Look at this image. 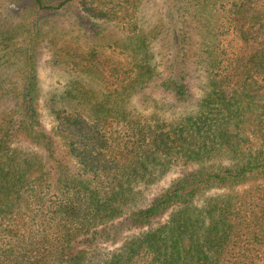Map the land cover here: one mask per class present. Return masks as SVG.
<instances>
[{"label":"trees","instance_id":"obj_1","mask_svg":"<svg viewBox=\"0 0 264 264\" xmlns=\"http://www.w3.org/2000/svg\"><path fill=\"white\" fill-rule=\"evenodd\" d=\"M167 1L147 25L141 0H13L0 264H264V0ZM45 40L67 75L50 128Z\"/></svg>","mask_w":264,"mask_h":264},{"label":"rangeland","instance_id":"obj_2","mask_svg":"<svg viewBox=\"0 0 264 264\" xmlns=\"http://www.w3.org/2000/svg\"><path fill=\"white\" fill-rule=\"evenodd\" d=\"M167 2H168L167 0H141L142 5L140 7L142 9L141 11L142 21L147 23L148 25L155 22H160L161 20H167L164 15ZM23 4L24 3H21L20 5L18 3L14 4L13 0H0V28L5 26H10L9 29H13V27L17 26V24L19 23V18L16 16L17 14H19L17 11L20 9L21 6H23ZM72 9L73 10H71L69 14L62 15L61 17L65 18L64 16H70L72 19H74L75 17L74 14H78V11L80 13H83L78 8L77 9L72 8ZM73 11H75V13ZM27 17L28 16H26V18ZM26 22L28 21H25V23ZM15 37L16 36H14V38ZM37 60H38V73L40 79L39 83L41 90L40 106L43 112L42 119L46 127L50 128L54 124V121H53V116L48 111L47 103L50 97L52 96V94L58 93L64 89V86L67 83V75L64 69L52 63V53L46 40L40 43L38 46ZM204 79H205V74L202 72L194 74L190 78L191 86L194 93L193 104L203 94ZM175 110L179 111L180 108L177 107ZM182 170L183 167L174 168L173 171L165 179H163L161 182H159L158 184L152 186L149 190H147V195L149 197H152L154 194L160 192L162 188L165 187L174 176L181 173Z\"/></svg>","mask_w":264,"mask_h":264}]
</instances>
